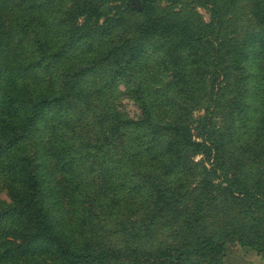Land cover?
I'll return each mask as SVG.
<instances>
[{"label":"trees","instance_id":"1","mask_svg":"<svg viewBox=\"0 0 264 264\" xmlns=\"http://www.w3.org/2000/svg\"><path fill=\"white\" fill-rule=\"evenodd\" d=\"M138 1L0 0V264L264 258V0L242 41L216 0Z\"/></svg>","mask_w":264,"mask_h":264},{"label":"rangeland","instance_id":"2","mask_svg":"<svg viewBox=\"0 0 264 264\" xmlns=\"http://www.w3.org/2000/svg\"><path fill=\"white\" fill-rule=\"evenodd\" d=\"M137 6L139 5L138 0H134ZM218 4L222 8V34L226 35L229 38H233L238 41H242L244 37L251 31L256 30V21L254 17V0H216ZM182 8L185 13L189 16L190 13L187 10H194L199 19L203 22L209 24L213 21L212 12L209 9L201 8L194 6L195 4H191L189 0H185ZM167 3H162L161 8H165ZM181 5L178 6V10L181 9ZM188 8V9H187ZM139 9V6H138ZM187 11V12H186ZM186 14L184 16L186 17ZM147 62H153L157 60V54L153 53L146 57ZM153 81H161L165 83L162 77L157 75L153 76ZM228 86H232V83L229 82ZM118 92H120L117 96V105L120 111L128 118L132 120H137L141 117V111L134 100L128 93V90L124 84V82L119 83ZM223 96L230 98L232 92L230 88L222 86ZM218 93H220L218 91ZM194 115L201 116L203 115L202 110H194ZM227 119L224 115L219 114L215 119L216 126L220 129L226 124ZM243 150L237 151L236 155H239L240 158H245L247 164V173L248 176L254 174L255 167L249 160V157L242 153ZM201 159L200 156L195 158L196 162ZM242 160V159H241ZM264 178V174L262 179ZM125 199V196L123 197ZM10 203L9 197V189L6 183L3 181L2 176L0 175V208ZM221 220V217L217 218V220H211L207 225L208 229L212 231H216L218 228V221ZM115 239V238H114ZM232 250V248H231ZM233 255L228 260V264H264V258L259 256L255 251L250 249H242L239 246L233 247ZM125 264V263H121Z\"/></svg>","mask_w":264,"mask_h":264}]
</instances>
